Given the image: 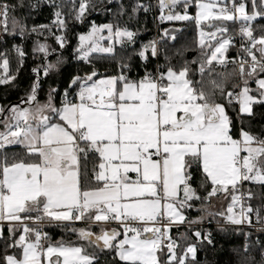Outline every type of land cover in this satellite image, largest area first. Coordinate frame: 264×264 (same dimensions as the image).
Returning <instances> with one entry per match:
<instances>
[{"label": "snow or ice", "instance_id": "1", "mask_svg": "<svg viewBox=\"0 0 264 264\" xmlns=\"http://www.w3.org/2000/svg\"><path fill=\"white\" fill-rule=\"evenodd\" d=\"M69 2L81 23L95 7L89 0H79L78 7L76 0ZM43 4L53 8L51 25L29 29L10 15L25 6L24 0L18 5L0 0V34L23 38L29 32L51 33L53 26L66 31L63 4L36 0L29 7ZM181 5L183 11H175ZM157 6L162 21L195 22L199 58L177 67L165 56V64L154 71L145 64L143 75L135 77L130 62H120L116 74L92 66L71 77L59 104L56 88L49 89L45 102L38 101L41 68H34L37 78L30 93L20 103L0 105V242L5 246L0 264H101L106 253L112 254L113 264H197L198 245L213 241L210 231H193L194 226L219 217L239 230L252 226L253 213L257 223H264L261 209L244 203L252 198L251 190L238 194L244 182L264 186V130H246L245 120L254 116V105L264 106V25L260 35L253 27L264 17V0H251L250 11L247 0H158ZM150 7L137 0L132 13H147ZM228 22H239L243 55L230 61L238 70L216 72L214 62L226 67L225 54L234 42ZM135 36L119 25L92 22L79 35L74 56L91 65L93 53L114 52L111 43L102 47L100 41L126 38L134 43ZM54 38L63 49L66 36ZM157 43L141 45V61H148L149 52L158 57ZM13 50L22 66L23 47L13 45ZM33 52L46 61L50 55L47 43L39 41ZM9 65L7 51L0 53V85L16 79ZM54 68L45 63L42 71L47 76ZM233 80L239 82L229 87ZM235 105L238 130L228 113L229 108L236 111ZM11 146L21 151L10 152ZM221 195L230 198L227 208L212 211L213 199ZM192 209L200 215L188 218ZM65 222L85 227L70 229L76 241L53 242L45 227ZM181 225L191 236L171 234ZM244 235L247 252L251 233Z\"/></svg>", "mask_w": 264, "mask_h": 264}, {"label": "trees", "instance_id": "2", "mask_svg": "<svg viewBox=\"0 0 264 264\" xmlns=\"http://www.w3.org/2000/svg\"><path fill=\"white\" fill-rule=\"evenodd\" d=\"M239 0H236L238 2ZM91 5L85 15L84 21L81 23L74 19V14L70 11L72 5L69 0H57V3L63 4L62 12L65 13V19L67 28L63 32L66 36V44L61 49L55 40L54 36L49 34H36L27 33L23 38L16 35H5L0 37V53L7 51L10 61L11 73L16 76L13 83L8 85H0V105H7L12 103H20L22 97H26L30 93L32 83L36 80L37 76L33 73L34 68H41L39 73L40 87L37 93V99L40 103H43L47 99V95L50 88H56L58 90L55 97V102L59 104L61 95L71 80V77L76 74H83L91 70L92 66L100 73L107 72L108 74H116L119 70L120 62H130L132 65L131 75L135 77L137 73L143 75L144 67L149 71H154L158 65L165 64V56H167L173 66H180L185 60L191 61L194 58H199L200 48L198 46L199 29L194 21H166L161 25L159 32V55L158 57H152L151 53H147L148 61H141L138 52L142 44H145L154 38H156V21L155 11L153 8L154 0H141L142 3H152L150 10L145 13L140 10L138 13H132V7L137 0H89ZM10 4H19V0H8ZM36 3V0H24V7H17L15 12L10 15H14L22 23H25L30 29L33 25L49 24L53 20V8L47 4L41 5L37 9L29 7L30 4ZM250 7L251 0H247ZM79 0H76V6L78 7ZM123 7V12L121 11ZM175 11L182 12L183 7L178 6ZM191 15L196 12L195 7L189 9ZM92 22L97 25L111 23L114 26L119 25L121 28H127L136 33L134 43H129L126 38L121 42L112 43L113 54L105 53H93L90 57L91 65L83 61H79L74 56V49L77 47L80 34L87 33L91 27ZM264 25V17H259L253 22V27L256 29V34H262L259 31V26ZM229 35L237 36V40L229 47L227 52V58H237L239 55H243L240 49L241 38L238 35L239 22H228ZM168 29L169 34L164 35V30ZM206 30H210L205 27ZM175 30V31H173ZM212 30V29H211ZM62 34V33H61ZM173 36L175 39H173ZM235 38V37H234ZM37 41L40 43H47L49 46L50 55L45 60L42 53L33 52V48L36 46ZM13 45H21L25 52L23 58V65L19 66L18 57L13 50ZM53 49L55 51H53ZM210 54V53H209ZM61 59L57 62V57ZM56 62V68L50 70L47 76L42 71V66L45 63ZM193 69L197 65H192ZM216 72H221L220 67L215 68ZM2 71V69H0ZM199 79V76L196 77ZM251 87L255 88V84L252 83ZM26 106V105H22ZM236 111L232 108L228 109L229 115L233 118L235 129L240 127L239 121L236 119V112L238 106L235 105ZM254 116H245V120L248 122V129L255 134H259L264 130V106L254 105ZM9 151H21L19 146H11ZM247 190H251L253 198L250 200L251 205L254 208H260L261 213L264 207V186L256 185L253 183L245 182ZM219 200L225 201V206L230 201V198L226 200L222 195L217 197ZM213 204V203H212ZM212 211H220V209L212 208ZM199 205H197L198 207ZM188 218H193L200 213L195 209L186 212ZM219 224L226 228V231H221L218 227ZM72 227L80 228L85 225H51L45 227V231L49 233L52 241H58L63 239L65 242L76 241L77 236L70 231ZM194 230L210 231L212 233V244L206 242L198 245L197 251V264H264V235L255 232L254 230L246 227H242L239 230L235 226L225 225L222 218L217 217L215 220L209 222L205 220L202 225H196ZM172 235L178 236L180 233L189 232L188 228L184 225L179 227H173ZM244 233H251V236L247 238L249 244L248 251H244V245L246 237ZM7 236V230L4 232ZM194 241V237H192ZM183 244V241H181ZM12 249L7 250V254H12ZM91 251V250H90ZM5 255V246L0 242V258ZM101 264H113L112 254H104L100 257Z\"/></svg>", "mask_w": 264, "mask_h": 264}, {"label": "built area", "instance_id": "3", "mask_svg": "<svg viewBox=\"0 0 264 264\" xmlns=\"http://www.w3.org/2000/svg\"><path fill=\"white\" fill-rule=\"evenodd\" d=\"M241 2V0H239L238 2H236V3H240ZM148 5H150V6H152V3H150V2H148ZM158 0H154V3H153V8H154V11H155V21H156V39L158 38V36H159V32H160V29H161V25L162 24H164L165 22H166V20H164V21H162L161 19H160V10H159V8H158ZM63 14H64V17H65V13L63 12ZM52 23V22H51ZM51 23H49L48 25H51ZM43 34H49L50 36H54L55 37V35H60L61 33L59 32V31H57V29L53 26L52 27V30H51V33H49L48 31H44L43 32ZM5 35H7V34H0V37H4ZM239 59V56L237 57V58H232V59H229V60H227V64H226V67H221V66H219V65H217V64H215V67L216 68H218V67H220V68H222V69H227V68H229V67H233V68H236L237 70H238V65H233L230 61H232V60H238ZM249 190H247L246 189V187H245V182L240 186V191L238 192V194H240V193H247ZM252 198H253V196H252ZM251 198V199H252ZM250 199V200H251ZM250 200H248V199H245L244 200V203L246 204V205H250L253 209H256V208H254L252 205H251V203H250ZM261 216H264V207H263V212L261 213ZM250 219H251V221H252V226H247V225H245V226H243V227H246V228H250V229H252V230H254L255 232H257V233H260V234H263L264 235V223H257L256 222V217H255V213H253L251 216H250ZM115 226V225H114ZM229 226H231V225H229ZM172 230V229H171ZM171 234H172V232H171Z\"/></svg>", "mask_w": 264, "mask_h": 264}, {"label": "rangeland", "instance_id": "4", "mask_svg": "<svg viewBox=\"0 0 264 264\" xmlns=\"http://www.w3.org/2000/svg\"><path fill=\"white\" fill-rule=\"evenodd\" d=\"M251 10V7H249L248 6V11H250ZM259 18V17H258ZM257 18V19H258ZM205 31H210V30H206V29H204ZM61 33V32H60ZM63 34V33H62ZM63 35H65V34H63ZM103 35H105V36H107V32L105 31L104 33H103ZM235 38L237 37V36H234ZM157 42H159V38H154ZM116 42V40L115 39H113V40H111V41H109V40H103V41H100V45L102 46V47H107L108 45H109V43H115ZM105 43H107V45L105 44ZM157 47H158V49L160 50V45H159V43H157ZM227 55V53L225 54V56ZM56 62H53V64H55ZM213 67H215V62H214V64H213ZM216 68V67H215ZM9 71H10V73H11V69H10V65H9ZM12 74V73H11ZM212 208H215V209H220V210H224V209H226L227 208V206H225V201L224 200H219L217 197L216 198H214L213 199V201H212Z\"/></svg>", "mask_w": 264, "mask_h": 264}, {"label": "crops", "instance_id": "5", "mask_svg": "<svg viewBox=\"0 0 264 264\" xmlns=\"http://www.w3.org/2000/svg\"><path fill=\"white\" fill-rule=\"evenodd\" d=\"M189 14H190V12H189ZM210 31H211V29H210ZM237 38L238 37L234 38V42H235V40H237ZM105 44L107 45V43H105ZM225 59H226V61L228 60L227 55L225 56ZM233 69H234L233 67H229L227 69H221V72H231V71H233ZM238 82H239L238 80L231 81L230 84H229V87L231 86V83H238ZM64 224H71V225H77V226L84 225L82 222H75L74 224L65 222ZM110 227H114V225H110ZM93 231L98 232L99 231V228H93Z\"/></svg>", "mask_w": 264, "mask_h": 264}]
</instances>
